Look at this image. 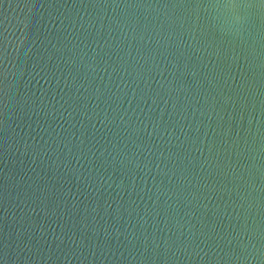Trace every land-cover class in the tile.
<instances>
[{
  "label": "water",
  "instance_id": "95a60500",
  "mask_svg": "<svg viewBox=\"0 0 264 264\" xmlns=\"http://www.w3.org/2000/svg\"><path fill=\"white\" fill-rule=\"evenodd\" d=\"M0 264H264V0H0Z\"/></svg>",
  "mask_w": 264,
  "mask_h": 264
}]
</instances>
